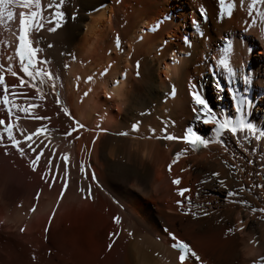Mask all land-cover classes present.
<instances>
[{
  "label": "bare ground",
  "instance_id": "6f19581e",
  "mask_svg": "<svg viewBox=\"0 0 264 264\" xmlns=\"http://www.w3.org/2000/svg\"><path fill=\"white\" fill-rule=\"evenodd\" d=\"M13 2L9 0L6 7L14 16ZM59 2L40 0L39 9L34 4L23 7V12L39 11L44 21L42 28L34 26L29 34L55 78L54 91L44 78L33 80L24 74L14 56L13 30L19 12L15 19L9 20L6 12L0 17V61L20 74L15 77L0 68L9 100L20 107L37 103L27 113L12 109L13 136L20 139L45 127L60 151H71L67 171L59 160L60 172L53 175L58 174L55 182L61 188V179L67 180L63 197L55 182H43L27 167L26 175L19 178L21 191L27 195L30 187H41L37 201L27 195L30 198L23 197L18 204L0 191V235L14 226L23 229L15 235L21 243L15 244L22 249L20 256H41L47 224L45 242L55 240L53 250L63 248L62 254H67L56 256L53 264H179L167 229L189 244L201 264H264V212L259 211L264 209L262 0H255L251 19L248 4L253 0H244L243 5L241 0L222 4L219 0H64L62 26L49 32ZM6 40L11 48L3 44ZM35 67L44 69L41 64ZM193 86L208 109L193 112L198 107L189 95ZM209 109L221 123L248 119L253 130H238L236 136L222 132L217 137L215 121L206 125L196 118ZM5 110L0 101V113ZM28 116L47 119L29 121ZM73 120L82 127L67 136L76 127ZM186 126H194L213 142L192 149L180 140L162 139V129L179 137ZM1 129L0 137L6 136ZM218 138L222 142H216ZM2 151L9 153L0 157L11 169L19 151L0 145ZM51 155L45 151L43 161ZM81 164L93 168L102 190L88 175L81 177ZM213 172L219 177L210 178ZM176 178L179 186L172 184ZM220 180L235 193L233 197L225 198ZM179 188L191 190L185 194L190 203L182 200ZM177 200H182L179 207ZM113 217L120 218L119 224ZM110 233L119 235L110 237ZM11 254L5 252L0 262L27 264L26 257L21 260Z\"/></svg>",
  "mask_w": 264,
  "mask_h": 264
},
{
  "label": "snow or ice",
  "instance_id": "6c2138e0",
  "mask_svg": "<svg viewBox=\"0 0 264 264\" xmlns=\"http://www.w3.org/2000/svg\"><path fill=\"white\" fill-rule=\"evenodd\" d=\"M9 3V0H0V17H2L5 12L7 13V17L9 20L12 19L13 17V13L11 11H7V4ZM64 3V0H60L59 3H57L55 5V11L52 12L51 14V19L49 20L50 24H54L53 27H49L48 31L49 32H54L56 31L58 28H60L62 26V22L65 19V14L63 11H61V5ZM219 3H224V0H219ZM244 0H241V5H243ZM255 3V0H253V3H249L248 4V9H249V18L251 19V12H252V8H253V4ZM34 4L35 7L37 9L40 8V0H22V6L25 8H28L29 5ZM49 8H52L53 5L49 4L48 6ZM262 15H264V13H262ZM44 21L41 17V13L39 11H31L30 13H25V12H21L20 13V18H19V36H18V45L16 47V56L19 58L20 64H21V71L26 74L29 78H32L33 80H35L36 77H47L48 79H52V74L50 72L47 71V69H37L35 67V65L38 62V56L37 53L39 51V49L34 48L32 46V43L28 37V33L30 32V30L33 28V26H35V28L37 30H39L40 28L43 27ZM116 47L119 48V37L116 38ZM39 63L43 64L45 63V61L40 60ZM65 67H67V65H65ZM13 75L15 76L16 73L13 72ZM92 77H88L87 80H91ZM41 82L43 83V79L41 80ZM5 84V77L3 75V73H0V85H4ZM20 85L22 86H26V82L24 80H20ZM7 87L5 85V91L7 92ZM13 89L16 87V85H12L11 86ZM11 95L13 97H15L17 94L15 92H12ZM85 95H87V92L85 93ZM189 95L191 97V100L193 101V103L198 106L197 108L193 109V112H197L200 109H208V105L205 101V99L202 97V95L199 93V91L196 89L195 86H193L192 88H190L189 91ZM0 99H2L3 105L8 109V115L9 117H11L12 115V109L14 108H18L20 111H24V112H28L29 109L36 107L35 105H28L26 107H20L18 105H16L13 102H10L9 100V94H5L2 97H0ZM57 103L59 104V100H57ZM65 115H70L67 111H65ZM199 120H202V122L206 125L210 124V122L215 121L216 127L214 129V131L217 134V137H219V134L222 132H227L229 134H231L232 136H236L238 134V130L239 131H243L245 129H248L249 131L253 130V124L252 123H244L243 121H235L233 122L231 119H227L224 120L222 123L219 121L217 116H212L211 115V110L209 109L207 113L202 112L200 116L196 117ZM36 119L38 120H44L47 119L46 117H36ZM73 123L76 125V127H82V125H79L78 122L73 120ZM5 124V121L3 119H0V126H3ZM136 125H133V128H135ZM74 130V129H73ZM5 131L7 132V136L8 139L10 140L11 144L13 147H16L17 151L20 152V154L26 155V152L23 148H21L19 146L20 142L13 136V125L11 123H8L7 128L5 129ZM43 131L42 128H37L35 130V133L32 135H28L24 137V140L26 142H28V151H31L34 154V158L30 161V163L33 165V170H35V166L38 164V162L40 161L41 157L45 154V149L43 147H41L39 150L31 143V140L33 138V136H39V134ZM162 131L165 133L164 138L167 140H174V139H181L184 142L190 144V145H203V146H207L209 143H212V140L203 138L202 136H200L197 132H195L193 129L188 128L185 133L180 136V137H175L172 134H168L166 129H162ZM70 134V133H68ZM124 133H121V135H123ZM256 140H260L261 136H256L255 137ZM216 142H222L219 140V138L217 139ZM252 151H256L255 148L252 149ZM181 155L180 152L176 153V158H179V156ZM64 161H65V171H67V155L65 154L63 157ZM176 159H174L172 161V163H175ZM48 165L52 164V159L49 158L47 161ZM249 164L253 163L252 160L248 161ZM171 169V164L169 165V170ZM79 171L81 173H84L85 168L83 166V164H81ZM183 171V169H182ZM219 177V173L213 172L211 174L210 178H217ZM59 178L58 174L57 177H54L50 180V183H54L55 179ZM96 177L95 175H92V180H95ZM61 183L63 185V187L61 188L60 191V196L63 197L65 189L67 187V180L66 179H61ZM219 183L221 184L222 187L225 188V198H231L235 195V193L233 191L227 190V185L225 184V182L223 180H220ZM172 184L173 185H180V179L176 178L172 180ZM254 187H261V185H255ZM81 191H84V189H80ZM191 190L188 188H179L178 189V194L180 195V197L182 198V200H188L190 203V198L187 197L185 194L190 192ZM39 191L36 194V198H39ZM90 196V194H89ZM182 200H177V206L179 207L182 203ZM240 203H245L244 201H240ZM35 210V205H33V208L30 209V211H34ZM254 211H256L254 209ZM259 211L264 212V209H260ZM193 216H195V213H192ZM204 215L206 216L207 213L205 212ZM49 220L51 221V217L49 218ZM113 222L119 224L120 222V218L119 217H113ZM47 230V229H46ZM242 230V229H241ZM21 231H23V229H21ZM228 231H231V229H229ZM166 235L170 238V240L172 241L171 243V247L175 250H178V260H179V264H189V261H195V264H201V258L197 255V253L195 251L192 250V248L189 246L188 243L184 242L182 239H178L177 236L175 234H173L172 232L168 231L167 229H165ZM110 237L111 236H118L119 233H110L109 234ZM129 235H131V233H129ZM109 249L112 247V244L110 243L108 245Z\"/></svg>",
  "mask_w": 264,
  "mask_h": 264
},
{
  "label": "rangeland",
  "instance_id": "374dc122",
  "mask_svg": "<svg viewBox=\"0 0 264 264\" xmlns=\"http://www.w3.org/2000/svg\"><path fill=\"white\" fill-rule=\"evenodd\" d=\"M15 11H16V14H17L18 11L17 10H15ZM25 12H27V11H25ZM27 13H29V12H27ZM16 14H14L13 19L16 18V16H17ZM33 28H34V26H33ZM5 38H7V37L5 36ZM6 42H7V45H10V44H8L9 41H7V40L4 41L3 44L5 45V47L8 48L9 46L6 45ZM10 48H11V45H10ZM252 57L254 58V61H255V56H252ZM0 65H3L2 62L0 63ZM1 73H3V72H1ZM117 78L118 77L116 76L115 79H117ZM115 79H113L114 83L116 82ZM2 88H1L2 91L0 89V97H2L3 95L9 93L8 90H7V92L4 90L5 89V85H3ZM0 101H2V99H0ZM5 109H6V107H5ZM5 113H0V116H1L0 119H3L5 121V124L3 126H1L2 127L1 131L3 130L2 133L4 135H6V136H3V137H0V142H2V143H0L1 147H8V145H7L8 141L6 142V140H8V136H7V132L5 131V129L7 128V125L9 123V120H10L11 117H9L8 111H6ZM7 118H9V119H7ZM4 140H5V142H4ZM24 149H25V151L28 150L27 147H25ZM1 150H3V149H1ZM26 152H27L26 155H23V156L19 152V154H18L19 160H17L15 158L16 162L14 164H12V166H11L12 168L11 169H10V164L8 162H6V160L2 159V157H0V191H2V193H4V194H7V196L9 197L10 200L13 199L12 202L13 201L17 202L18 201L17 202L18 204H19V201L23 197H26L28 199L31 196H33L34 197L32 199L33 202L37 201V198H36L37 192L38 191H39V193L42 192L41 191V187H38V186H37V188L36 187H30L32 189H30V188L28 189L29 192H27V195L30 196V197H28L26 195V193L24 194L23 191H21L22 189L20 187L19 178H20V176L24 177L26 175L25 172H24V168L27 167L28 170H30L31 172H35L39 176L38 178H40L45 183L49 181L48 182L49 184H50L51 176H53L55 173H59L60 169H61L60 163H59V159L57 158V156L56 155L55 156L51 155L49 157V158L52 159V164L50 166L47 164V162L43 161V158L41 157L42 158V159H40L41 161H39V163L35 166V170H33V165L30 163V161L33 159L34 155L30 154L31 151L30 152L26 151ZM4 153H6V155ZM29 154L31 155V157H30ZM8 155H9V153H7L5 151L0 152V156H8ZM53 159H55V162L53 161ZM57 166L59 167L58 169H57ZM16 167H18V168H16ZM55 170H57V171H55ZM50 174H51V176H50ZM53 178H54V176H53ZM55 183H53V184H55V187L58 186L56 190H57V192L59 191L58 194H60V190H59L61 188L60 184L57 183V182H55ZM34 188H36V189H34ZM34 190H35V193H34ZM83 198H84V196H83ZM55 205H56V203L54 204V206ZM32 206L30 208H33ZM54 206H53L52 210H54L56 208V206L55 207ZM66 223L67 222H64L63 226L68 227V224H66ZM45 230H46V228H45ZM45 230H44V246H42L40 248L43 251L41 256H20L22 254V249L19 248V247H16L15 244H21V243H19L20 240L15 235L18 234V233H22L21 228L17 229L16 226H14L10 231L3 232V234L1 233V235H0V258L2 256H5V252L9 251V253L10 252L12 253L11 254L12 258H14V256H15V257H20V259L22 260L21 257H23V258L26 257L27 259H25V260H26L27 264H53L57 260L56 256H61V255L67 256V254H62V252H64L63 248H61V249L60 248H55V250H53V246H54L53 244H56L55 240L52 241V242H50V241L49 242H45V239H46L45 238V236H46L45 233L47 232V230L46 231ZM10 239L13 240V243H12V241ZM14 241H16V243H14ZM17 241H18V243H17ZM49 252H51V253H49ZM53 252H55V256H53ZM112 258L113 257H111V262H114V261H112ZM0 261H2V260L0 259ZM14 261H16V259ZM0 263L4 264V262H0ZM12 264H16V263L12 262ZM20 264H21V262H20Z\"/></svg>",
  "mask_w": 264,
  "mask_h": 264
}]
</instances>
